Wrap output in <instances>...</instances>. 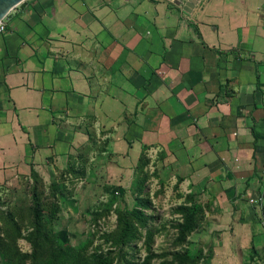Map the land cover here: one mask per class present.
Wrapping results in <instances>:
<instances>
[{
  "label": "crops",
  "instance_id": "obj_1",
  "mask_svg": "<svg viewBox=\"0 0 264 264\" xmlns=\"http://www.w3.org/2000/svg\"><path fill=\"white\" fill-rule=\"evenodd\" d=\"M4 20L0 186L89 146L87 174L130 194L144 153L207 206L210 264H264V0H25Z\"/></svg>",
  "mask_w": 264,
  "mask_h": 264
},
{
  "label": "rangeland",
  "instance_id": "obj_2",
  "mask_svg": "<svg viewBox=\"0 0 264 264\" xmlns=\"http://www.w3.org/2000/svg\"><path fill=\"white\" fill-rule=\"evenodd\" d=\"M91 149L89 146L81 148L76 159L51 177L37 174L36 178L32 176L20 180L17 185L0 186V227L4 226L9 234L6 240L5 233L0 231V238L10 241L15 237L13 249H7L11 253H7L6 248L0 249V264H17L16 251L19 255L28 256L24 264H33L30 258L32 245L27 238L32 230L33 190L41 201L45 250L57 253L61 258L87 245L88 255L111 252L113 264H123L126 258L143 262L147 256H150V264H177L172 254L188 248L192 252L202 250L201 264H210V245L195 236L201 229L206 212L202 214L198 228L180 243L176 224L181 214L177 208L192 198L199 202L192 192L181 187L180 177L174 179L164 168L149 163L140 171L141 176L145 174V180L139 197L148 203L144 211L151 216L149 224L153 235L150 250L142 237L132 247L124 249V257L120 256L119 244L112 237L117 229V210L131 209L135 198L131 191L130 194L121 193L119 187L111 182L113 180L108 178L107 170L103 171L102 162L95 164L93 172L87 174L88 152ZM52 203L55 205L54 215L51 214ZM201 205L207 208L205 204ZM15 221L20 224L19 231ZM37 258H45L44 252Z\"/></svg>",
  "mask_w": 264,
  "mask_h": 264
},
{
  "label": "trees",
  "instance_id": "obj_3",
  "mask_svg": "<svg viewBox=\"0 0 264 264\" xmlns=\"http://www.w3.org/2000/svg\"><path fill=\"white\" fill-rule=\"evenodd\" d=\"M148 163L149 159L144 155V153H142L135 168V176L133 178L130 190L134 195L135 205L131 209L126 208L125 210H117V229L112 233V237L115 243L119 244V248L121 250L120 256L122 257L125 256L124 249L126 247H132L134 243H136L142 237L145 238V245L147 249L150 250L153 235L152 227L149 224L151 216L147 215L144 211V208L148 207V203L145 199L139 197V193L142 190V184L145 180V174L141 176L140 171ZM32 176L36 178L37 172H31L30 177ZM114 193H116V190ZM121 193H123V191H121ZM32 200L33 218L30 224L32 230L29 232L27 238L32 245V254L30 255V258L32 259L33 264H113L114 257L111 255V252H94L92 255H88L86 253L87 245L79 248L76 251H73L64 258H61L57 253L47 252L45 250L44 231L42 228L43 213L41 209V201L35 190L32 192ZM188 203H183L177 208L181 214V219L176 224L177 240L180 243H183L187 236L198 228V225L203 218L202 214L206 210L205 206L196 203L193 198L189 200ZM51 205V214L54 215L55 205L53 203ZM262 212L264 220V207L262 208ZM15 223L17 225L16 228L19 231L20 224L16 221ZM0 231L5 233L7 240L9 234L4 226L0 227ZM6 240L0 238V249L6 248V252L11 253L7 249H13L12 246L14 245L13 242L15 237L10 241ZM42 252H44L45 258H41L42 260H39L37 256ZM16 255L18 256L17 264H24L25 258L28 257L27 255H19L17 251ZM172 257L173 261L177 264H201L200 259L203 258V251L196 250L192 252L188 248H185L183 251L174 252ZM123 264H150V256H147L143 262H137L135 259L126 258L124 259Z\"/></svg>",
  "mask_w": 264,
  "mask_h": 264
},
{
  "label": "water",
  "instance_id": "obj_4",
  "mask_svg": "<svg viewBox=\"0 0 264 264\" xmlns=\"http://www.w3.org/2000/svg\"><path fill=\"white\" fill-rule=\"evenodd\" d=\"M25 0H0V20L3 19L13 8L22 6Z\"/></svg>",
  "mask_w": 264,
  "mask_h": 264
},
{
  "label": "built area",
  "instance_id": "obj_5",
  "mask_svg": "<svg viewBox=\"0 0 264 264\" xmlns=\"http://www.w3.org/2000/svg\"><path fill=\"white\" fill-rule=\"evenodd\" d=\"M5 18V17H4ZM3 19L0 20V34L4 33L6 31V21ZM263 185H264V179H263ZM248 202L251 204H257L259 207L263 208L264 207V189L263 193L254 196V197H249Z\"/></svg>",
  "mask_w": 264,
  "mask_h": 264
}]
</instances>
